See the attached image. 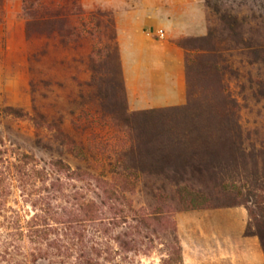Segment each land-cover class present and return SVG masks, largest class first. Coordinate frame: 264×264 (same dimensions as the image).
Instances as JSON below:
<instances>
[{
  "label": "trees",
  "instance_id": "16d2710c",
  "mask_svg": "<svg viewBox=\"0 0 264 264\" xmlns=\"http://www.w3.org/2000/svg\"><path fill=\"white\" fill-rule=\"evenodd\" d=\"M21 8L26 40L46 41L29 57L31 70L50 58L52 43L75 51L90 71L88 80L71 78L78 98L99 108L77 115L71 132L35 95L30 111L2 109L28 118L84 165L72 168L61 156L41 163L0 145V264H134L153 247L139 239L148 237L143 229L153 231L164 220L174 240L159 264H185L171 218L209 206L245 208L244 235L255 236L264 253V146L251 143L239 121L228 89L239 73L219 48L222 40L233 42L264 68V47L245 40L243 19L220 13V29L177 41L188 52L184 105L129 111L108 12H85L79 0H22ZM104 16L112 28L102 40ZM256 86L264 95V78ZM139 185L146 201L135 207L125 191Z\"/></svg>",
  "mask_w": 264,
  "mask_h": 264
},
{
  "label": "rangeland",
  "instance_id": "374dc122",
  "mask_svg": "<svg viewBox=\"0 0 264 264\" xmlns=\"http://www.w3.org/2000/svg\"><path fill=\"white\" fill-rule=\"evenodd\" d=\"M21 3L22 0H0V145L19 148L34 155L41 163L61 156L72 168L78 164L83 166L84 162L65 155L61 147L50 142L45 132L37 131L28 118H15L1 113L7 106L30 111L31 98L35 95L49 116L55 120L61 118L63 127L71 132L72 122L77 115L99 108L97 104L88 103L87 99L78 98L79 89L71 78L76 76L80 80H88L90 71L80 64L81 57L77 53L75 55V51L67 53L58 42L52 43L50 58L48 56L42 62L34 63V69L31 70L29 57L33 52L44 48L46 41L26 40ZM79 3L85 12L101 11L110 14L114 22L112 27L115 29L118 51L116 18L126 12L134 14L132 19L138 26L146 29L153 25L156 27L157 37L163 38V31L164 38L176 45L178 40L206 35L210 29H220L219 14L229 12L243 19L245 40L254 46L264 47V0H210L209 4L206 0H79ZM107 18L101 17L104 23L100 34L102 40L108 38L112 28ZM219 48L223 51L225 62L231 64L239 73L240 81H228L229 93L238 103L239 121L249 134V141L257 146H264V95L259 94L256 86V82L264 78V68L250 63L252 58L247 49L235 47L233 42L222 40ZM182 51L183 99L177 103L145 109H133L127 100L129 111L181 106L186 103L184 64L188 52L183 48ZM55 66L58 69H55ZM47 78L52 79L46 81ZM31 82H35L34 87H31ZM125 194L133 201L135 207L143 205L146 201L140 185L133 193L125 191ZM215 208L196 207L177 211L171 220H175V215L179 212ZM120 230L122 228L116 231ZM143 232L148 237L140 236L139 239L147 245L152 244L153 247L147 254L137 255L134 264H159L160 258L170 252L168 248L173 244L174 236L170 223L164 220L160 226L156 224L153 231L143 229Z\"/></svg>",
  "mask_w": 264,
  "mask_h": 264
},
{
  "label": "crops",
  "instance_id": "0c3cea01",
  "mask_svg": "<svg viewBox=\"0 0 264 264\" xmlns=\"http://www.w3.org/2000/svg\"><path fill=\"white\" fill-rule=\"evenodd\" d=\"M126 12L116 18L117 39L127 100L133 109L164 106L183 99V51L157 37ZM159 20L156 21L158 24ZM155 23V25H156ZM185 264H263L255 236L244 235L247 212L242 206L191 210L175 215Z\"/></svg>",
  "mask_w": 264,
  "mask_h": 264
}]
</instances>
